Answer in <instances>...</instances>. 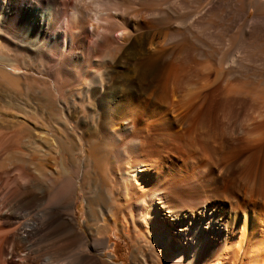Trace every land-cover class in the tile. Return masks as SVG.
Wrapping results in <instances>:
<instances>
[{
	"label": "bare ground",
	"instance_id": "1",
	"mask_svg": "<svg viewBox=\"0 0 264 264\" xmlns=\"http://www.w3.org/2000/svg\"><path fill=\"white\" fill-rule=\"evenodd\" d=\"M116 1L115 8L119 5L117 4L119 1ZM139 1L141 7L127 12L129 20H139L137 30H133L134 33L131 34L123 29L117 34L119 41L128 44L115 50L120 54L118 57H113L116 68H110L112 70H106L102 74H91L88 77L86 92L92 96L90 99L92 101L89 103L86 116L84 119L81 118L85 122L93 120L92 108L98 105L103 116L99 128L100 134L116 142L130 130L143 104L150 102L157 105V108L168 105L171 107H168V111L179 110V113L174 115L176 121L179 118H184L186 121L191 118L197 120L195 126H192L193 130L183 137L186 140L172 142L174 148L188 152L192 147L202 146L204 142L202 140L208 136L199 131L203 128L205 111L203 103L209 95L207 92L211 91L217 80L228 83L237 76L238 67L264 64V0ZM151 1L155 3L153 6L149 5ZM66 7L63 9L58 0H0V14L9 21L10 26L26 31V46L33 57L38 59L49 56L55 58V61L63 58L61 64L65 68L79 62L80 52L72 47L74 38L68 36L70 18L66 17L67 23L59 22L61 13L71 12L72 21L77 20L80 37L76 47L80 48L81 52L87 49L85 45L88 36L93 35L94 31L106 30L92 22L88 25L87 9L81 12V18H77L78 7L71 5L70 10ZM252 9L254 14L250 15ZM123 10L125 11V8ZM167 17L175 19L172 26H152L150 23L152 18L162 21ZM123 23L128 24V22ZM86 26L92 29L90 33ZM185 41L188 43L184 44ZM148 59L152 60L148 61ZM208 59L221 66V68L219 66L220 70L213 74L212 79L208 73H204L205 69L199 66ZM14 62L15 59L9 58L8 52L0 48V73L12 74L10 68ZM122 64L126 66L125 71L119 69ZM250 71V68H244L241 74L247 75ZM158 77L161 79L159 80ZM156 79L158 82H155ZM216 86L215 93L221 94L217 96L218 99L223 98L225 94L226 96L230 94L228 97L232 96L231 98L237 94L235 93L237 87L234 84L230 83L226 86L225 93L224 85ZM218 101L210 104L213 110L217 109V103L220 104ZM45 102L49 117L54 116L56 108L52 102L47 100ZM173 105L178 107L173 109ZM158 112L162 113L160 110ZM163 113L161 122H168L169 119L165 117L167 111L164 110ZM218 120L216 117L215 123ZM151 124H154V121ZM145 125L136 127L128 141H124L121 147L110 152L112 161L109 163L108 171L113 182L116 181L119 185L118 190L121 188L123 197L120 196L124 199L122 205L126 207L136 200H143L150 187L158 186L162 177L160 172L165 169L162 165L165 161L162 158L143 159L144 150H147L145 147L149 146L150 141L138 138V132L142 127L149 126ZM194 132L197 133V138ZM177 136L181 138L178 134ZM212 142L215 145L217 143L215 139ZM109 149L107 145L98 144L93 145L86 153L93 158L92 165L96 166L99 157L109 152ZM200 149L202 151L199 150V155L192 157V160L210 158L209 151ZM62 154L66 156L65 153ZM255 159L256 156L251 154L245 157L242 165L235 166L239 173L240 170L242 173L244 171L245 179L244 183L233 185L231 183L227 192L219 197L228 204L224 211L215 206L207 213L204 211L200 213L198 209L192 212V208L166 206L158 196L147 202L146 210L139 221L131 213L128 217L124 216L125 212L119 216V211L109 215L106 209L111 194L100 190L99 194L88 198L87 201L89 221L95 222L86 226L87 234L80 231L72 218L68 209L69 203L66 202L64 208L54 213L52 209L57 206L52 205L51 208L50 205H46L37 209L40 197L30 195L27 203L32 209L29 214L27 213L29 218L26 223L24 222V229L21 228L22 233L16 232L18 234L15 240L20 247L15 251H20L23 246L28 248L30 245L28 237L31 238L36 233L42 232L47 235L46 240L50 242L47 245L48 249L55 247L60 250L61 253L55 248L52 249L61 254L62 258L60 257L58 264H111L110 260H100L93 251H96L98 246L106 245V238L102 235L104 229L109 227V221H112L115 226L119 222L125 234L133 241L131 259L135 264H148L147 258L146 261L142 259L141 250H145L142 246L146 248L149 246L147 253L153 255V264H264V155ZM209 160L212 162L211 158ZM76 185L73 177L68 173L65 174L56 184L54 199L67 198ZM96 205L100 207L98 212ZM237 212L240 216H236ZM135 222L147 224L148 232L144 233L136 228ZM130 223L132 231L129 229ZM95 234L101 238L97 236L94 238ZM142 237L144 245L140 242L143 240Z\"/></svg>",
	"mask_w": 264,
	"mask_h": 264
},
{
	"label": "rangeland",
	"instance_id": "2",
	"mask_svg": "<svg viewBox=\"0 0 264 264\" xmlns=\"http://www.w3.org/2000/svg\"><path fill=\"white\" fill-rule=\"evenodd\" d=\"M58 1L61 2L63 9L69 2L70 5L66 9L70 10L71 5L74 7L71 0L69 2L67 0ZM118 1V8H115L117 1L108 0V15L104 17V22L99 24L106 30H103L104 32L99 30V33L94 31L98 36H95L93 32L94 36L86 38L87 52H81L80 48L76 47L80 37L77 20L72 21L71 12L67 13L66 10V13L60 14L63 18L59 16V22L67 23L66 17L70 18L68 36L74 38L72 47L80 52L79 62L73 65L74 67L66 68L61 64L64 56L60 61H55V58L49 56L34 58L26 46V31L18 29L16 26H10L9 21L0 14V48L8 52L9 58L15 59L10 68L12 74L0 73V264H48V262L58 264L61 260L60 250L55 247L53 248L57 249L59 253L55 249L54 252L53 248L49 250L47 235L42 232L36 233L33 235L34 237H28L30 242L28 248L23 246L21 249L19 248L20 251H15L17 247H20L15 237L18 233H22L21 230L23 231L29 218L30 209H32L31 205L27 203L30 195H38L40 202H44L43 205L39 202L40 206H36L37 209L46 205H50L51 208L52 205L53 207L57 206L52 209L54 213L69 203L68 209L72 218L80 231L85 234L88 233L86 226L95 224V222L89 221L88 198L99 194L100 190L111 194L106 209L109 215L119 211V216L125 212L124 216L128 217L131 213L137 220L142 219L147 202L153 197L158 198V196L161 198L162 204L170 207L192 208V212L198 209L200 213L203 211L207 213L216 206L217 209L224 211L228 204L219 197L227 192L231 183L232 185L244 183L245 179L244 171L242 173L240 170L239 173L235 166L242 165L245 157L251 154L256 156V159L264 155V64L238 67L237 76L228 83L217 80L211 91L207 92L209 95L203 103L206 112L203 110V128L199 131L206 134L205 136L208 134V136L202 140L204 141L202 146L192 147V150L190 149L188 152H184V149L174 148L172 142L186 140L183 137L193 130L192 126H195L197 120L191 118L186 121L184 118H177L176 121L174 115H177L179 110L168 111L171 108L168 105L157 108V105L150 102L143 104L139 114H136L130 130L116 142H112L100 134L99 128L103 116L98 105L92 108L93 120L83 121L89 103L92 101H90L92 96L86 92L88 77L91 74H102L106 70H112L110 68H116L113 57H118L120 54L115 50L128 44L118 40V32L126 29L133 34V30L136 31L138 28L139 20L135 19L136 22L132 19L129 20L127 14L129 11L141 7V2L139 0ZM154 4L153 1L149 3L150 6ZM75 7L78 6L75 5ZM77 9L76 17L81 18L84 8L78 7ZM3 10L4 8L2 12ZM253 14L252 9L250 15ZM126 17L129 21L125 20ZM87 18L88 25L91 22L97 25L93 23L94 18L90 12ZM151 20L152 26L165 27L172 26L175 19L167 17L162 21L158 18ZM132 21L133 24H131ZM123 22H128V24ZM86 28L89 33L92 31L89 26ZM185 43L188 42L185 41ZM199 66L205 69L203 72L208 73L211 79L221 68L217 62L210 59L203 61ZM125 67L122 64L119 69L125 71ZM244 68L251 69L250 75H242ZM158 79L161 78L158 77ZM156 81L158 82L157 79ZM230 83L238 88V92L237 88L235 92L237 94H234L236 96L231 98L232 96L228 97L230 94L228 96L222 94L223 98L218 99L217 96H221V94L215 93V86L224 85L225 93V88ZM46 100L52 102L57 110H55L54 116L52 115L54 118L48 115ZM215 101L220 104L217 103V109L213 110L210 104H215ZM177 107V105L176 107L173 105V109ZM159 110L162 113L158 112ZM162 110L167 111L165 117L169 119L168 122H161L164 114ZM159 117L160 119H158ZM214 117L219 119L217 123H215ZM153 121L154 124L150 125ZM144 124L149 126L142 127L138 132V138L150 141V144L145 147L147 150H144L143 159L162 158L165 161L162 163L165 169L160 172L162 177L158 186L150 187L143 196V200H136L134 203H130V207H126L122 205V203L124 204L122 190L121 188L118 190L119 185L116 184V181L113 182L108 171L109 163L112 161L110 152L121 147L128 141L129 136L133 135L134 129ZM204 128H206L205 131ZM195 132L194 135L197 138L198 135ZM177 134L181 136L180 139L178 136L176 137ZM214 139L217 141L216 145L212 142ZM98 144L107 145L110 151L99 157L100 160L95 166L92 165L93 158L86 152L93 145ZM200 148L209 151L212 162L208 157H204L200 161L192 160V157L199 155V150L202 151ZM62 153H65L66 156ZM67 173L73 177L77 185L70 192V196L62 200H55L56 184ZM96 206L94 207L98 212L100 207ZM236 216H240L239 212ZM111 222L109 221V227L104 229L102 235L106 238V245L98 246L96 251H93L94 254L99 256L100 260H110L111 264H135L131 259L133 241L125 234L119 222L116 226ZM140 223L135 222V227L145 233L148 225ZM129 229L133 230L131 223ZM41 236L43 238H40ZM96 236L97 234L93 235L94 238ZM97 237L101 238V236ZM143 241L144 238L140 240L144 245ZM39 243L41 244L39 245ZM40 246L44 247L41 249ZM142 247H145V250H141L142 259L145 261L148 259L147 263L153 264V255L147 253L149 246ZM43 250L47 252L45 253Z\"/></svg>",
	"mask_w": 264,
	"mask_h": 264
},
{
	"label": "clouds",
	"instance_id": "3",
	"mask_svg": "<svg viewBox=\"0 0 264 264\" xmlns=\"http://www.w3.org/2000/svg\"><path fill=\"white\" fill-rule=\"evenodd\" d=\"M73 5L87 9L93 16V23L99 25L104 22V17L108 15V0H71ZM101 31H103L101 29Z\"/></svg>",
	"mask_w": 264,
	"mask_h": 264
}]
</instances>
